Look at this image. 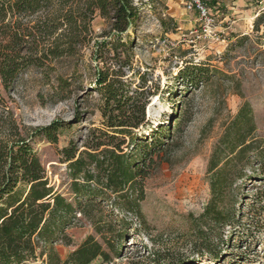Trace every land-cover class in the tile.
<instances>
[{
	"label": "rangeland",
	"instance_id": "374dc122",
	"mask_svg": "<svg viewBox=\"0 0 264 264\" xmlns=\"http://www.w3.org/2000/svg\"><path fill=\"white\" fill-rule=\"evenodd\" d=\"M69 1L75 8L85 0ZM186 1L134 0L138 17L120 35L126 45L117 48L96 44L118 38L113 20L97 9L91 31L82 33L90 41L76 55L55 71L33 68L11 90L2 88L0 115L12 114L30 131L64 124L57 142L41 134L33 146L52 185L71 200L61 151L83 150L92 131L107 129L98 71L120 77L128 93L147 102L146 124L123 146L144 167L138 213L119 209L113 194L94 207L100 225L76 212L65 227L70 244H54L63 260L94 236L110 259L90 264H264V0H245L231 12L221 0H205L218 35L183 42L181 31L199 28L198 13L187 11ZM185 67L191 77L179 74ZM237 135L252 148L242 160L232 155L225 163L227 143ZM213 159L219 164L211 170ZM47 261L46 252L25 264Z\"/></svg>",
	"mask_w": 264,
	"mask_h": 264
},
{
	"label": "trees",
	"instance_id": "16d2710c",
	"mask_svg": "<svg viewBox=\"0 0 264 264\" xmlns=\"http://www.w3.org/2000/svg\"><path fill=\"white\" fill-rule=\"evenodd\" d=\"M69 2L0 0V104L4 100L2 88L11 90L24 72L33 68L55 71L65 58L76 55L77 47L88 44L90 40L82 33L91 31L90 22L97 9L102 16L113 20L111 30L118 38L96 44L109 43L113 48L126 45L120 35L138 17L134 0H85L75 8L68 7ZM45 10L47 14L36 16ZM261 19L256 20V29ZM189 69H180L179 74L191 77ZM96 81L104 100L102 112L107 129L92 131L93 138L83 150L73 145L61 151L72 179L73 200L52 185L33 146L41 134L57 142V132L64 124L55 121L30 131L31 128L21 127L12 114L0 115V264H25L46 252L47 264H90L98 257L108 261L110 253L94 236H89L64 260L54 244L58 240L70 244L65 227L78 211L100 225L97 221L100 219L93 215L94 207L112 194L119 209L138 213L144 196L138 178L144 167L123 146L128 138L135 139L136 129L146 124L147 102L128 93L120 77L110 78L103 70L98 71ZM141 144L150 145L148 140ZM251 148L252 143L237 135L227 143L230 155L222 160L226 163L232 155L242 160ZM213 161L211 170L219 164ZM215 176L218 180L223 177L219 173ZM216 195L220 196L221 192L217 191ZM218 218L216 221H220Z\"/></svg>",
	"mask_w": 264,
	"mask_h": 264
},
{
	"label": "built area",
	"instance_id": "2783aa9c",
	"mask_svg": "<svg viewBox=\"0 0 264 264\" xmlns=\"http://www.w3.org/2000/svg\"><path fill=\"white\" fill-rule=\"evenodd\" d=\"M184 6L187 11L198 13L197 22H199V28L190 29L187 32L181 31L178 37L181 41H195L218 35V31L215 30L216 16L212 13L211 7L205 0H187L184 2Z\"/></svg>",
	"mask_w": 264,
	"mask_h": 264
},
{
	"label": "crops",
	"instance_id": "0c3cea01",
	"mask_svg": "<svg viewBox=\"0 0 264 264\" xmlns=\"http://www.w3.org/2000/svg\"><path fill=\"white\" fill-rule=\"evenodd\" d=\"M221 2H223L222 5L228 6L229 12H231L232 10H238L237 8H239V6H241V5H243L245 3V0H233L232 2H229V3H227L225 0H221Z\"/></svg>",
	"mask_w": 264,
	"mask_h": 264
}]
</instances>
